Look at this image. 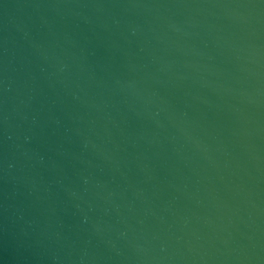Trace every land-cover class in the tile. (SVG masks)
<instances>
[{"label": "water", "instance_id": "water-1", "mask_svg": "<svg viewBox=\"0 0 264 264\" xmlns=\"http://www.w3.org/2000/svg\"><path fill=\"white\" fill-rule=\"evenodd\" d=\"M0 264H264V0H0Z\"/></svg>", "mask_w": 264, "mask_h": 264}]
</instances>
